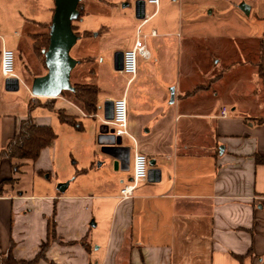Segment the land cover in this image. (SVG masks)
Segmentation results:
<instances>
[{"label":"crops","instance_id":"0c3cea01","mask_svg":"<svg viewBox=\"0 0 264 264\" xmlns=\"http://www.w3.org/2000/svg\"><path fill=\"white\" fill-rule=\"evenodd\" d=\"M95 1L96 12L87 0L80 1V17L73 21L79 38L71 49L77 52L72 85L99 88L92 114L66 90L58 97L33 95L32 82L47 73L45 64V72L31 81L16 72L19 88L7 82L1 35L7 27L0 24V150L31 115L57 134L36 161L27 162L32 174H55L60 184L68 183L63 192L40 180L32 192L15 190L4 182L14 177L12 164L0 159V252L12 248L16 258L33 259L55 217L63 243H52L48 260L36 264H264V162L258 160L264 158L259 69L264 30L231 36L204 23L184 26L177 21L179 0H160L158 7L145 3L138 14L131 11V27L121 13L129 3ZM1 7L7 22L29 20L45 29L29 33L36 50V35L48 33L53 20L22 18V10L8 0ZM139 29L150 56L139 57L137 74L128 76L117 68L115 55L134 46ZM127 30L132 39L118 50ZM89 40L92 53L83 47ZM122 96L128 101L131 136L117 144L106 137L102 143V129L113 117L111 103ZM30 101L36 103L32 110ZM49 102L53 108L46 106ZM224 107L227 116L221 115ZM61 109L82 127L62 122ZM114 146L130 148V160L124 157L117 169L108 153L116 152ZM137 151L155 165L134 196L122 200Z\"/></svg>","mask_w":264,"mask_h":264},{"label":"rangeland","instance_id":"374dc122","mask_svg":"<svg viewBox=\"0 0 264 264\" xmlns=\"http://www.w3.org/2000/svg\"><path fill=\"white\" fill-rule=\"evenodd\" d=\"M4 0H0V24L7 27L1 32L5 39L7 48L12 49L16 53V72L22 77L32 80L34 75H39L45 72L44 69V58L39 53L40 50H34L32 41L33 39L29 36V33H42L45 31L42 27L33 24L29 20L26 22L17 23L7 22L5 15L3 14L1 7ZM9 3H13L15 8L22 10L20 15L26 19L39 20H53L52 11L48 6L54 5L53 0H8ZM121 6H125L121 11L124 21L132 27L130 21L131 14L135 13V0H119L117 1ZM88 7L91 12L95 11L97 1L87 0ZM179 11L177 15V21H181V24L186 26L189 22L197 24H208L213 28H222L226 30L231 36L238 35L240 33L247 32H258L264 30V0H179ZM246 3L252 7L251 13H245L241 6ZM181 4V5H180ZM154 7V6H153ZM148 12L151 11L149 5ZM162 15L156 16L150 23H155L161 19ZM86 19L88 21L93 20L92 13ZM29 21V22H28ZM31 23V25H29ZM130 31L122 35V39L118 43V50H124L127 47V43L131 41ZM82 43V42H78ZM44 42L39 43L40 48L43 47ZM84 44V50L86 52H93L92 40H89ZM79 45V44H78ZM22 46L21 51L19 50ZM0 48H2V39H0ZM20 52V54H19ZM75 50H71V56L75 57L77 54ZM79 67V66H78ZM67 91V90H66ZM68 93V92H67ZM15 180L8 183L10 187H14L15 190L21 189L25 192H32V187H36L38 181H45V183L58 187L61 183L56 180L55 174L47 177V174L43 176H34L31 171L30 163L24 165L20 172L14 173ZM103 223L100 224L97 229L99 233H103L101 228ZM97 231V232H98ZM100 238V237H99ZM103 237L99 239L102 242Z\"/></svg>","mask_w":264,"mask_h":264},{"label":"trees","instance_id":"16d2710c","mask_svg":"<svg viewBox=\"0 0 264 264\" xmlns=\"http://www.w3.org/2000/svg\"><path fill=\"white\" fill-rule=\"evenodd\" d=\"M79 9V7H78ZM80 17V14H79ZM51 27L48 33L43 35H36L35 40V49L40 50L39 53L44 58L45 63V51L49 47L50 36H51ZM74 29V27H73ZM87 35L89 33H86ZM43 41V47L40 48L39 43ZM260 76L264 78V41L261 43V60L259 63ZM74 90H67L65 92L70 93L73 96V99L78 102L82 108L89 114L95 113L97 110V101L99 88L95 84H73ZM53 100V98H51ZM36 106L34 101H30L29 107L32 110ZM47 107L53 108V105L49 102L46 104ZM59 118L62 122L73 124L74 126L81 128V123L76 120L74 116L68 115L64 110L58 111ZM57 134L54 128L50 125L37 124L33 117L29 115L26 119H23L20 124L18 131L10 139L7 146L0 150V159L8 158L12 164L14 173L20 172L22 167L27 164L29 161H36L42 149L51 146ZM260 162H264V158L258 159ZM15 178H10L5 180V183H11ZM59 242L63 243L57 235L56 221L55 217L51 218L49 221V232L47 241H45L40 248V252L31 260L18 259L13 254L12 248L6 253L0 252V264H36L40 260H48L46 257V252L52 243ZM82 244H88L86 239H83ZM73 244V242H69ZM53 263V262H51Z\"/></svg>","mask_w":264,"mask_h":264},{"label":"water","instance_id":"95a60500","mask_svg":"<svg viewBox=\"0 0 264 264\" xmlns=\"http://www.w3.org/2000/svg\"><path fill=\"white\" fill-rule=\"evenodd\" d=\"M81 0H55L56 9L53 16L51 36L48 49L45 51V63L47 73L34 78L32 82V93L40 97H58L65 90H74L71 83V72L77 64V60L71 56V49L76 44L79 36L73 30V21L79 17V3ZM145 6V0H137L135 3V11L138 14ZM242 10L249 14L251 7L244 3ZM143 17V12L140 15ZM123 51H119L115 55L116 66L122 69ZM13 79V80H12ZM7 82L15 81L16 87L19 88V79L8 78ZM113 103H111L112 105ZM111 138L110 143H121V139H116L113 129L109 124H105L99 141L105 143L104 138ZM116 152H108L115 159L114 167L118 168V163L125 157L130 160V148L124 146L112 147ZM117 151H119L117 153ZM152 166L154 161H150ZM152 172H158L159 169L152 167ZM68 183H62L58 186V190L64 191Z\"/></svg>","mask_w":264,"mask_h":264},{"label":"built area","instance_id":"2783aa9c","mask_svg":"<svg viewBox=\"0 0 264 264\" xmlns=\"http://www.w3.org/2000/svg\"><path fill=\"white\" fill-rule=\"evenodd\" d=\"M145 3L158 7L160 0H145ZM143 20L144 22L147 21L146 18ZM139 33L140 29L134 46L123 51L121 71L128 76H135L137 74L139 57L148 58L150 56V52L143 39L139 36ZM153 33L155 34L156 32L154 31ZM2 73L6 78H13L16 76V53L12 49L4 48L2 50ZM112 106L113 117L110 127L113 129L115 138L122 140L124 136H131L128 129L129 111L127 98L122 96L115 99ZM228 114V108L224 107L221 115L227 116ZM135 142L137 143L136 140ZM149 172L150 160L148 156L140 151H137L133 161V176L132 179L121 188V199H131L134 196L137 186L148 178Z\"/></svg>","mask_w":264,"mask_h":264}]
</instances>
